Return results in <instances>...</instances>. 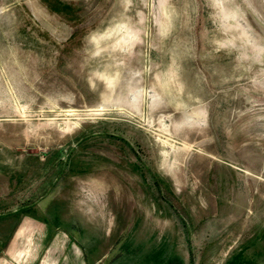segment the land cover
<instances>
[{
  "label": "rangeland",
  "instance_id": "obj_1",
  "mask_svg": "<svg viewBox=\"0 0 264 264\" xmlns=\"http://www.w3.org/2000/svg\"><path fill=\"white\" fill-rule=\"evenodd\" d=\"M20 206L96 264H264V0H0Z\"/></svg>",
  "mask_w": 264,
  "mask_h": 264
},
{
  "label": "crops",
  "instance_id": "obj_2",
  "mask_svg": "<svg viewBox=\"0 0 264 264\" xmlns=\"http://www.w3.org/2000/svg\"><path fill=\"white\" fill-rule=\"evenodd\" d=\"M50 181L55 182L56 179L53 178ZM53 182L47 184L46 198H53L55 202H59L66 209L67 199L63 194H60L65 192V190L57 191L56 184H53ZM39 202L36 205H39ZM33 207L29 209L20 206L9 212L0 211V264L5 261L3 256L6 255L8 246L10 253L8 256L14 259L15 264H96L98 256L92 255L88 259H79L77 257L78 248H70L68 246L69 238L66 233L55 230L51 232L49 226L43 221L35 215L27 213L29 210H34ZM64 209H60V214L64 219H68L69 216ZM91 214L94 215L95 223L91 221L89 224L92 223L96 227H103L106 222L103 215H99L98 211H91ZM26 218H30L31 221L26 220ZM113 218V221L108 225L111 228L120 229L123 227V222H126L127 226L130 227V224H128L129 219L123 218L122 220L124 221L122 222L115 215ZM109 234L111 233L109 232ZM253 235L251 233V236ZM119 237V233H117L116 239ZM110 242L108 240L107 244ZM73 246L76 245L74 244ZM239 253L241 252L239 251ZM258 253L261 254L262 252L260 253L258 250ZM218 254L214 250L209 259L215 261L218 258ZM224 261V264H226L227 259L225 257Z\"/></svg>",
  "mask_w": 264,
  "mask_h": 264
}]
</instances>
